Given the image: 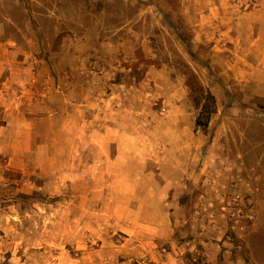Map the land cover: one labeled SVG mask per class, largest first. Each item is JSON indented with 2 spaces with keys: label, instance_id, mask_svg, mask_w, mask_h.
<instances>
[{
  "label": "rangeland",
  "instance_id": "374dc122",
  "mask_svg": "<svg viewBox=\"0 0 264 264\" xmlns=\"http://www.w3.org/2000/svg\"><path fill=\"white\" fill-rule=\"evenodd\" d=\"M0 264H264V0H0Z\"/></svg>",
  "mask_w": 264,
  "mask_h": 264
},
{
  "label": "crops",
  "instance_id": "0c3cea01",
  "mask_svg": "<svg viewBox=\"0 0 264 264\" xmlns=\"http://www.w3.org/2000/svg\"><path fill=\"white\" fill-rule=\"evenodd\" d=\"M122 157L123 156H121V158ZM122 169H124V167H122ZM129 171H131V170L129 169L128 172ZM124 173L126 174V170H123V174ZM133 173L135 174V176L131 174L132 175L131 178H135V179L136 178L137 179L144 178L142 176V174L140 173V171L133 172ZM127 175H128L127 179H124V180L126 181L125 182L126 186H128V189L130 190V188L133 186L135 187V183L137 184L138 182L136 180L131 181V178H129L130 174L128 173ZM144 175H146V174H144ZM156 181H157V179H150V181L148 182L149 189H147V191L145 193L140 192L138 194H136V193L130 194V200H135V198L137 196L139 198V201H140L139 207L141 209H145V211H149V212L150 211L154 212V218H153L151 227L153 229L157 228L159 230H162L165 227L169 228L170 224H172L171 220L169 219V216H167V217L162 216L161 217V213H163L162 212V205H164V203L166 204L169 201L168 199H166L165 193H167V196H168V192L166 190L171 189L172 182L167 180L166 181L167 183L163 182V184H162V182H158V181L156 182ZM134 190H136V189H134ZM156 206L158 207L157 209L154 208ZM159 209L161 210V212H158ZM162 224H164V225H162ZM206 236L208 237L207 234H206ZM155 241H157V239ZM155 241H153V243H156ZM157 242H159V241H157Z\"/></svg>",
  "mask_w": 264,
  "mask_h": 264
},
{
  "label": "trees",
  "instance_id": "16d2710c",
  "mask_svg": "<svg viewBox=\"0 0 264 264\" xmlns=\"http://www.w3.org/2000/svg\"><path fill=\"white\" fill-rule=\"evenodd\" d=\"M184 74L186 85L189 88V97L199 108L196 126L207 133L212 116L217 112L216 96L211 90L204 87L192 69L187 68Z\"/></svg>",
  "mask_w": 264,
  "mask_h": 264
},
{
  "label": "built area",
  "instance_id": "2783aa9c",
  "mask_svg": "<svg viewBox=\"0 0 264 264\" xmlns=\"http://www.w3.org/2000/svg\"><path fill=\"white\" fill-rule=\"evenodd\" d=\"M247 218H248V219H253V216H252V215H249V214H247Z\"/></svg>",
  "mask_w": 264,
  "mask_h": 264
}]
</instances>
